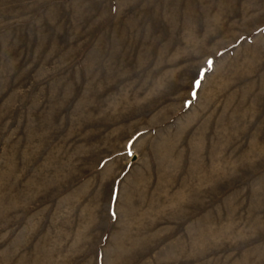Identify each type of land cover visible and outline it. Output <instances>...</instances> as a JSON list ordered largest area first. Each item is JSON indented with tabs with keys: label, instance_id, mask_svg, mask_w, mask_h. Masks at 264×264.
<instances>
[{
	"label": "rangeland",
	"instance_id": "1",
	"mask_svg": "<svg viewBox=\"0 0 264 264\" xmlns=\"http://www.w3.org/2000/svg\"><path fill=\"white\" fill-rule=\"evenodd\" d=\"M0 264H264V0H0Z\"/></svg>",
	"mask_w": 264,
	"mask_h": 264
},
{
	"label": "crops",
	"instance_id": "2",
	"mask_svg": "<svg viewBox=\"0 0 264 264\" xmlns=\"http://www.w3.org/2000/svg\"><path fill=\"white\" fill-rule=\"evenodd\" d=\"M145 181H142V179H140V181H139V179L135 182V183H133V187L134 188H141V187H143V186H147V187H149V188H152L153 186H154V188L155 189H159V187H160V182L159 181H155V182H153V181H146V183H144ZM155 194V193H154ZM157 194H158V192H156V196H157ZM131 199H132V201H130V203H132V204H129L128 202H126V203H128V205H131L129 208H131V209H133V205H136V204H133V198L131 197ZM113 205H117V203L115 202ZM155 206H157L158 207V205H155ZM118 209H122V207L121 208H118ZM134 212H131V210H130V212L128 211V216H132V217H134V216H136V215H138V213H134ZM121 212H119V216H118V218H121ZM123 216V215H122ZM130 218V217H129ZM141 225H143V224H141ZM131 229H133L132 227H131ZM131 229H130V231H131ZM139 232H140V240L142 241L143 240V237H144V235H143V233H141V230H139ZM112 233V232H111ZM118 233L116 232V233H113L112 234V240H116L117 238H115L116 237V235H117ZM129 234H130V232L129 231H127L125 234H123V235H125V236H129ZM122 237V236H121ZM122 250V253H124V249L123 248H121V249H118V251H117V256H119V251H121ZM191 252V251H190ZM120 255H121V253H120Z\"/></svg>",
	"mask_w": 264,
	"mask_h": 264
}]
</instances>
